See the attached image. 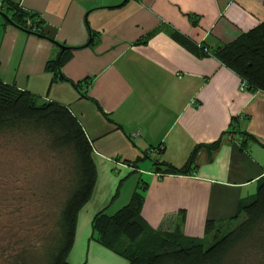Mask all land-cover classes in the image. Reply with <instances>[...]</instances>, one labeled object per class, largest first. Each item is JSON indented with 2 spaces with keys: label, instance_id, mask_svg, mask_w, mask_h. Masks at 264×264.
Wrapping results in <instances>:
<instances>
[{
  "label": "crops",
  "instance_id": "obj_1",
  "mask_svg": "<svg viewBox=\"0 0 264 264\" xmlns=\"http://www.w3.org/2000/svg\"><path fill=\"white\" fill-rule=\"evenodd\" d=\"M8 2L39 15L42 34L12 24ZM262 20L264 0H0V81L67 107L92 146L70 264L128 263L91 238V222L127 204L139 178L155 231L204 239L235 225L264 176V92L194 43L213 52ZM59 57L67 80L46 68ZM240 131L254 138L244 147ZM192 152L185 173L153 165L181 168Z\"/></svg>",
  "mask_w": 264,
  "mask_h": 264
},
{
  "label": "trees",
  "instance_id": "obj_2",
  "mask_svg": "<svg viewBox=\"0 0 264 264\" xmlns=\"http://www.w3.org/2000/svg\"><path fill=\"white\" fill-rule=\"evenodd\" d=\"M8 8L13 9L14 25L42 34L39 15L9 2ZM194 44L204 53L214 54L239 75L245 85L243 88L264 92V20L213 52L206 46ZM60 65L59 57L48 61L46 68L54 72L55 77L67 80L59 71ZM3 131H39L48 137L53 149L66 150L71 155L69 193L58 211L56 235L47 249V264H70L67 255L74 240L76 213L90 198L96 178L92 146L84 129L67 107L40 101L28 91L0 81V133ZM239 133L245 138L241 142L243 147L246 140L254 139L246 132ZM193 155L194 152L181 168L155 160L153 165L165 173H185L195 168V165L191 167ZM146 187L147 182L139 178L127 204L112 215L99 211L91 222V238L123 256L127 264H223L231 252L264 223V176L258 180L255 194L239 202L237 217L243 215V220L223 236L215 235L208 247L202 239L186 237L178 228L168 233L153 230L141 215ZM212 226L213 223L207 222L206 232ZM259 240L263 241L264 237L256 239Z\"/></svg>",
  "mask_w": 264,
  "mask_h": 264
},
{
  "label": "rangeland",
  "instance_id": "obj_3",
  "mask_svg": "<svg viewBox=\"0 0 264 264\" xmlns=\"http://www.w3.org/2000/svg\"><path fill=\"white\" fill-rule=\"evenodd\" d=\"M72 157L39 131L0 133V264H47L56 219L69 193ZM235 225L226 224L219 237ZM216 233L203 240L205 247ZM264 223L223 264H264Z\"/></svg>",
  "mask_w": 264,
  "mask_h": 264
},
{
  "label": "water",
  "instance_id": "obj_4",
  "mask_svg": "<svg viewBox=\"0 0 264 264\" xmlns=\"http://www.w3.org/2000/svg\"><path fill=\"white\" fill-rule=\"evenodd\" d=\"M12 24H13V22L8 18V17H6ZM19 28H21V27H19ZM21 29H23V28H21ZM23 30H25V31H27V32H31V31H29V30H26V29H23ZM33 33V32H32ZM59 47H60V49L61 50H63V49H65L66 48V46L65 45H62L61 43H59V42H55Z\"/></svg>",
  "mask_w": 264,
  "mask_h": 264
},
{
  "label": "built area",
  "instance_id": "obj_5",
  "mask_svg": "<svg viewBox=\"0 0 264 264\" xmlns=\"http://www.w3.org/2000/svg\"><path fill=\"white\" fill-rule=\"evenodd\" d=\"M206 50H207V49H206V48H204V51H206ZM243 87H245V85H244V84L242 85V88H243Z\"/></svg>",
  "mask_w": 264,
  "mask_h": 264
}]
</instances>
